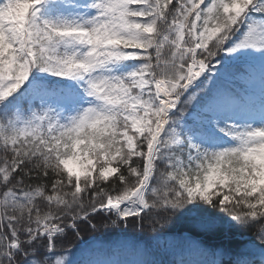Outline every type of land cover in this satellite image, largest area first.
<instances>
[{
  "label": "snow or ice",
  "instance_id": "6c2138e0",
  "mask_svg": "<svg viewBox=\"0 0 264 264\" xmlns=\"http://www.w3.org/2000/svg\"><path fill=\"white\" fill-rule=\"evenodd\" d=\"M0 264H264V0H0Z\"/></svg>",
  "mask_w": 264,
  "mask_h": 264
},
{
  "label": "trees",
  "instance_id": "16d2710c",
  "mask_svg": "<svg viewBox=\"0 0 264 264\" xmlns=\"http://www.w3.org/2000/svg\"><path fill=\"white\" fill-rule=\"evenodd\" d=\"M127 232L129 239L134 238V235L136 234L135 229L129 228ZM83 237L85 242L93 249L110 246L114 252H116L118 255H122L120 244L123 241V237L120 235L119 229L98 226V229L95 232H84ZM69 240H71V236L69 237ZM120 258L124 259V256H121Z\"/></svg>",
  "mask_w": 264,
  "mask_h": 264
}]
</instances>
